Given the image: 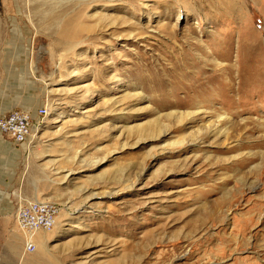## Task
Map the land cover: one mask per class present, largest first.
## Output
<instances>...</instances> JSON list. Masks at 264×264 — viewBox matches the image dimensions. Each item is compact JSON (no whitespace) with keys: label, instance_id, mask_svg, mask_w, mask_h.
<instances>
[{"label":"rangeland","instance_id":"374dc122","mask_svg":"<svg viewBox=\"0 0 264 264\" xmlns=\"http://www.w3.org/2000/svg\"><path fill=\"white\" fill-rule=\"evenodd\" d=\"M22 2L0 113L36 121L0 132V264H264V0ZM32 200L61 212L26 253Z\"/></svg>","mask_w":264,"mask_h":264},{"label":"built area","instance_id":"2783aa9c","mask_svg":"<svg viewBox=\"0 0 264 264\" xmlns=\"http://www.w3.org/2000/svg\"><path fill=\"white\" fill-rule=\"evenodd\" d=\"M47 114L46 106L38 110L39 118ZM33 127V118L24 109H14L0 116V132L16 144L27 143L32 135ZM60 212L61 208L57 203L47 200H32L20 204L15 214V221L18 228L27 236L24 249L26 253H34L37 250V245L30 236L38 231H53L58 223Z\"/></svg>","mask_w":264,"mask_h":264},{"label":"crops","instance_id":"0c3cea01","mask_svg":"<svg viewBox=\"0 0 264 264\" xmlns=\"http://www.w3.org/2000/svg\"><path fill=\"white\" fill-rule=\"evenodd\" d=\"M43 107V106H42ZM14 109H21V108H10V109H8V110H5L4 112H1L0 113V116H2V115H4L5 113H7V112H9V111H11V110H14ZM37 115H38V111H37ZM34 121H36V119L34 120ZM33 121V122H34ZM2 134V136L1 137H3V139L1 140V143H3L4 145H9V146H23L24 144H26V143H24V144H16L12 139H7L4 135L5 134H3V133H1ZM6 139H5V138ZM16 226H17V224H16ZM17 228H18V226H17ZM19 229V228H18ZM19 231H21L20 229H19ZM41 232H43V231H41ZM21 233L23 234V238H24V244H26V241H27V236L24 234V232H22L21 231ZM45 233V232H44ZM24 249H25V245H24ZM37 251V250H36ZM35 253V252H34Z\"/></svg>","mask_w":264,"mask_h":264},{"label":"bare ground","instance_id":"6f19581e","mask_svg":"<svg viewBox=\"0 0 264 264\" xmlns=\"http://www.w3.org/2000/svg\"><path fill=\"white\" fill-rule=\"evenodd\" d=\"M33 1H36V0H23V2H22V5L24 6V9H26V10H31V8L33 7L34 8V6H32V3H33ZM65 30V33L64 34H66L65 35V37L67 36V33H71V32H74V31H76V33H78L79 32V30H77L76 29V27H74L73 29H71L70 27H67V28H65L64 29ZM80 33V32H79ZM0 39H1V37H0ZM196 112V111H195ZM194 112V113H195ZM189 114V113H188ZM191 115H192V113H191ZM195 115V114H194ZM187 119H189L188 117H187ZM223 131H222V129H218V130H216V134H221ZM66 177H68V175H66ZM130 187V186H129ZM37 233V232H36ZM31 237V239H32V236H30ZM35 237V239H38V237H36V236H34Z\"/></svg>","mask_w":264,"mask_h":264}]
</instances>
